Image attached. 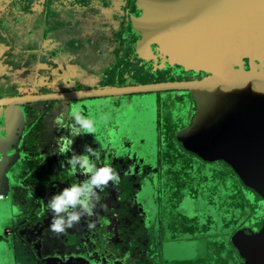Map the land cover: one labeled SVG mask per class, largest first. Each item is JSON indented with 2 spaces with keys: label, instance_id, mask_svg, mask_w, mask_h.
Masks as SVG:
<instances>
[{
  "label": "flooded vegetation",
  "instance_id": "flooded-vegetation-1",
  "mask_svg": "<svg viewBox=\"0 0 264 264\" xmlns=\"http://www.w3.org/2000/svg\"><path fill=\"white\" fill-rule=\"evenodd\" d=\"M153 3L150 8H145L146 0H0V94L5 93L0 97L51 94L56 98L62 92L82 89L98 91L116 86L193 81L206 77L198 70L189 73L190 77L177 74L176 68L180 67L169 60L161 45L152 38L150 27L156 23L135 22L145 20L149 11L157 10ZM162 26L167 37V29L171 26ZM9 56L17 66L14 71L5 72L7 66L2 63V58ZM243 61H246V67L243 65L231 71H245L248 61ZM254 67L257 70L256 62ZM185 92L191 97L189 102ZM105 101L112 104L105 105ZM74 105H79L82 114L94 120L96 131L92 135L85 134V137L82 134V142L74 136L72 148L61 155L57 142L62 134V137L71 136L68 123L72 124L70 112ZM11 106L9 115L3 118V122L7 121L1 126L4 131L0 140L2 148V140L4 142L5 151L10 149L7 154L0 151V163L3 161L6 167H12L6 177L0 178V264L14 263V256L1 245L8 241L7 237H10L16 253L24 257L22 264H85V260L89 264H157L154 261L157 252L162 253L168 264L194 259L204 243V236L197 234L209 231L213 217H204L202 206L196 207L190 217L180 206L187 198L185 193L189 191L190 195H195L198 185L190 182L181 190L177 189L179 194L173 201L171 214L174 220H169L165 226L160 224L162 234L155 237V233L153 240L148 232L150 218L154 216L153 205L146 196L145 181L137 179L138 165L130 158V167L121 165L115 169L120 176L118 185L113 187L109 182L103 192L97 190L100 201L94 209L95 215L82 217L79 224L57 235L49 229L52 213L47 208V200L54 193L72 182L86 179L78 165L76 175L71 173L66 162L71 155L81 154L85 144L103 153L100 131L103 120L115 121L110 123L114 127L110 129L111 133L125 124L131 126L129 131L140 132L148 120L145 107L150 112L157 109L161 115L156 135L172 143L175 132L184 127L177 121H186V127L196 110L191 91L47 99L20 103L17 109ZM183 114L187 115L186 119L181 117ZM55 116L63 119L61 125L56 124ZM30 117L40 122L34 128L28 126ZM29 135L32 141L28 139ZM8 139L13 141L7 144ZM23 142L30 147H23ZM168 152L165 153L169 156V161L165 162L167 167L173 166L175 161L180 162L185 174L194 167V160L197 165L198 160L202 162L189 151L171 147ZM175 153L178 157L184 154L185 158L178 159ZM127 154L133 155L137 161L133 153ZM99 156L98 166H102V154ZM163 158H158L159 165L155 169L164 168L160 160ZM60 161H65L64 166L68 167H61ZM152 165L147 162L143 166V178L150 173ZM192 170L197 172L199 169L194 167ZM28 174L37 178L26 185ZM206 183L203 185L207 186ZM207 192V204L213 206L221 202L209 197L213 193L210 189ZM254 209H257L255 214L264 212V205L257 203ZM201 216L203 223L199 220ZM17 222L20 223L18 229L15 228ZM177 224L184 238L172 232ZM260 224L248 225L252 229L249 230L257 233ZM167 230L170 236L166 237ZM224 243L220 264H243L240 259L236 261L235 257L230 258L229 253H225ZM211 245L213 242L208 240L206 255L209 251H216ZM5 253L9 254L8 259Z\"/></svg>",
  "mask_w": 264,
  "mask_h": 264
},
{
  "label": "water",
  "instance_id": "water-1",
  "mask_svg": "<svg viewBox=\"0 0 264 264\" xmlns=\"http://www.w3.org/2000/svg\"><path fill=\"white\" fill-rule=\"evenodd\" d=\"M152 1L156 9H166L165 4L176 9L170 12L168 36L155 34L153 25L152 38L164 48L177 50L173 56L177 65L190 63L192 71L204 72L206 77L82 89L62 92L56 98L51 94L0 97V125L6 123L3 118L9 115L10 106L17 109L20 103L186 89L194 96L196 110L191 123L177 133L183 148L205 162L229 164L244 188L264 200V72L254 67L256 58L264 55V0H146L145 8ZM155 14L149 11L148 18L135 22L156 23ZM243 60L248 61V68L233 73L231 64ZM261 224L257 233L247 227L230 238L247 264H264V217Z\"/></svg>",
  "mask_w": 264,
  "mask_h": 264
},
{
  "label": "rangeland",
  "instance_id": "rangeland-1",
  "mask_svg": "<svg viewBox=\"0 0 264 264\" xmlns=\"http://www.w3.org/2000/svg\"><path fill=\"white\" fill-rule=\"evenodd\" d=\"M164 6L166 7V9L160 7L159 9L156 10L157 14H155V17L157 20L156 24H155V27L157 28V30L155 31V34L159 33V36H162L165 34V30L160 31L162 28V24H165L167 27L170 26V19H171L170 12L174 13V8H172L166 4ZM173 27H174V25H173ZM24 38H25V36H24ZM161 49H162V52H164V54L166 56H168L169 60H171L175 63V61L173 60V56L176 55L177 50H175V49L169 50V49H167V47L164 48V46H162V45H161ZM2 59L4 60V62H2V63L7 66V67H5L4 71L7 72L6 70H9V69L14 71V68L17 66L15 63V60L10 56L2 58ZM166 59H167V57H166ZM254 62H256V64H257V70L264 72V55H262L261 57H257L256 61H254ZM245 63H246V61H242V62H239L236 64L235 63L231 64L232 70H236L240 66H243V65H244V67H246ZM175 65L177 67H180V68H176V69L178 71L177 74L182 75L181 77H183V76H185V77L189 76L190 77L191 75H189V73L192 74V72H194V70L192 71V69H190V67H191L190 63H185V65H182V66L177 65L175 63ZM172 69H174V68L172 67ZM173 73H175V72H173ZM181 81H183V80H181ZM185 81H187V80H185ZM156 83H158V82H156ZM2 94H5V93H1L0 96ZM185 94H186L187 100L189 102L191 97L189 96L188 93L185 92L184 95ZM193 99H194V96H193ZM201 102L203 103V101H201ZM111 104H112L111 102H106L105 105L110 106ZM165 104L166 105L169 104V100ZM166 105H165V108H166ZM160 106L162 107V111H163L164 103L162 102L160 104ZM86 114H88V111L86 112ZM145 114H146V117H148V120L146 121V123L144 124V127H142V130H140V132L139 131L136 132L135 130L129 131L128 127L130 125L127 127V125L125 124L123 127L118 129V130H121L120 134L113 135L114 136L113 138H108L107 136L105 137V134H106L105 131H107V129L110 130L111 128H114L110 124L109 120H103V123L101 124V127H100V131H101V137H102L101 141L103 140L102 148L105 149L106 147H110V148H112V150H114L116 152L120 151V153L115 154V156H114L116 159L115 161L107 160V161H109L108 164L111 165L114 169L118 168L119 159H122L121 164L125 163V161L127 159L126 156L129 157L127 152H130V153H133L136 155L135 157H136L137 161H132V162L138 165L139 174H141V171H142L141 169L143 168L144 165L146 166L147 162L153 164L150 167V173H146L144 178H143L144 175H142V174L137 175V179L139 182L145 181L146 184L145 185L143 184V185L147 187L146 188L147 189L146 196L148 198V201L151 203V205H153V208H151V209L153 210L154 216L152 218H150L151 227L148 229V232H149L151 238L153 240L155 239V238H153L155 233H156L155 237H157L158 234H162L161 233L162 231L159 230L160 224L165 226L169 223V220H171V219L174 220L172 218L171 214H172V210H173V201L175 200L176 195L179 194V193H177V189L181 190V188H184L186 186V183L193 182L194 184L198 185L199 189L204 191V193L200 194L198 196H195V195H190V193L188 191V193H185L187 195V198L183 202V205L180 206V208H182L184 210V212H186L187 215L191 217V214L194 212L196 207L200 208L202 206L203 216L204 217H211V218L213 217L214 222H215V226L212 227V230H210L208 232H205L203 230L201 233L197 234V235L204 236V243H202L201 247L198 249L193 260H188V261L183 260L181 262L177 261L176 263H172V264H203L206 262L209 264H220V260H221L220 256L223 253V251L221 249L222 242H225L224 245L227 248L225 253L227 254V252H228L230 258L235 257L236 261H238L240 259L243 264H247L246 261L243 259V257L240 254L236 253L231 248L230 235H229V238H227L226 236L223 235V233H224L223 231L225 230L223 220L225 219L226 222L231 220L232 218H240L241 220H245V224L243 225L242 229H246L248 225H253V224L257 225L259 223H262L261 220L264 217L263 210L259 211V212H257V214H255L257 209H254V208H255V205L257 203L264 205V200H262L259 196H256L255 193L250 191L249 193H247V194H249V197L246 198L249 200V202H248V200L244 199V197L241 196L242 195L241 191L238 189L237 184L235 182H233L229 178H226L225 182H222L221 181L222 178L218 174V172L223 171L224 165L221 164L219 161H213L212 163H214V164H210V165H209V163L198 161L200 169L197 172H190L188 174L184 173V170H183L180 162H176L175 164H173V166L170 165L168 167L166 166V167L160 168L158 170L155 169L159 165L158 164V158H161V156L164 157V155H165V154H163L164 152L162 150L164 149L166 139H163V138L160 139L158 137V134L156 135V131L159 130V129H157V125L160 121L159 116L161 115V112H159L157 109H156V111L153 110L152 112H150L149 108L145 107ZM185 114H183L181 117H184ZM55 117L58 118L57 116H55ZM186 117H187V115L185 116V119H186ZM117 121H119V119H117ZM112 122H115V121H112ZM177 122H179L182 126H184L183 128L180 129V130H183L185 128L186 121H177ZM38 123H40V122L38 120H36V118L30 117L28 126H30V128H34V127H36V124H38ZM68 125L71 129L72 124L68 123ZM53 127H55V126H53ZM3 131H4V128L1 127V125H0V140L2 138ZM62 131L65 132L64 129H62ZM108 133H111V132L109 131V132H107V134ZM62 135H61V138H62ZM83 135H84V137L86 136L85 134H83ZM67 137L71 138V136H67ZM76 138H77V140L79 138V141H81V142L83 141L82 135H78V136H76ZM28 139L30 141H32V137L30 135L28 136ZM107 141H108V144H107ZM2 144H3V148L0 146V151L4 152L5 149H4L3 140H2ZM22 146L27 148V147H30V144L23 142ZM57 146H58V143H57ZM127 146L130 148H128ZM172 147H173V149H176V150L178 149V147L176 145H175V147L172 145ZM159 151L161 152V154H159ZM5 153L6 154L8 153V149H7V151H5ZM175 156L178 157L177 153H175ZM184 158H185L184 154H182L178 157V159H184ZM160 160H162V159H160ZM123 165L126 167H130L128 164H123ZM194 166L197 167V160H194ZM64 167H68V166L65 165ZM169 167H171V170L169 169ZM6 168L8 171L5 170ZM11 168L12 167H9V168L6 167L5 163L2 161L0 163V178L4 177L7 172H10ZM68 168L70 169V167H68ZM177 168H178V172L175 173V170ZM199 172L200 173H208V175H211L214 178L215 182H212L211 186L215 187L214 191H216V193H213L212 195L216 198L220 197L222 199L221 202H217L216 205H213V206L207 204V201H206L207 195L206 194H208V192H207L208 188L206 185H203V183H199V181H198V179L200 178ZM60 174H62V172ZM149 174H150V177H148ZM14 175H15V171H14ZM36 178H37L36 175L28 174V176L26 177V185L30 180H33ZM41 180L43 181V180H45V178H41ZM242 190L245 191L247 189H245L243 187ZM184 192H187V191L185 190ZM232 200L239 202L240 207L237 210L234 208L233 205L229 204V202ZM223 205H224V207H223ZM225 205H227V206L225 207ZM203 216L199 217L200 223H203ZM11 225L14 226V223H11ZM19 225H20V223L17 222V226L15 228L18 229ZM261 226H262V224H260V227ZM177 228H178V224L176 226V229L172 232L174 234H177L180 238H184L182 232H179ZM157 231H158V233H157ZM225 234H227V232H225ZM167 236H170L169 230L166 231V237ZM7 240L8 241H5L3 244H1L2 247L4 248V250H6L12 256H14V263L13 264H18V263L22 264L24 257L21 258L20 254L16 253V248L13 247V244L10 240V237H7ZM208 240L213 242L214 245H217V247L220 250L214 251V252L209 251V255H206L207 250L209 248L208 247ZM235 254L237 256H235ZM8 255H9L8 253H5V257L7 259H8ZM166 258H168V257L166 256ZM222 258H224V256ZM154 261L157 264H164V263L168 264L167 261H165L163 259V255L160 252H157V256H156ZM24 262H25V260H24Z\"/></svg>",
  "mask_w": 264,
  "mask_h": 264
},
{
  "label": "clouds",
  "instance_id": "clouds-1",
  "mask_svg": "<svg viewBox=\"0 0 264 264\" xmlns=\"http://www.w3.org/2000/svg\"><path fill=\"white\" fill-rule=\"evenodd\" d=\"M70 119L72 120L71 136L95 133L94 120L85 117L79 105L72 107ZM62 123V118H57L56 124L61 125ZM57 143L59 154L62 155L69 152L73 140L69 137H62ZM99 160V152L89 144L83 145L81 154H73L67 159L66 162L70 165L71 173L76 175L78 165L80 173L86 179L80 182H72L48 198L47 208L52 213L49 229L54 234H63L66 229L79 224L82 217L95 215L94 209L100 201L97 190L103 192L109 186V182H112L113 187L119 184L120 176L116 170L108 163L98 166ZM64 164L65 161H60L61 167H64ZM104 208L106 209L107 206L104 205Z\"/></svg>",
  "mask_w": 264,
  "mask_h": 264
},
{
  "label": "trees",
  "instance_id": "trees-1",
  "mask_svg": "<svg viewBox=\"0 0 264 264\" xmlns=\"http://www.w3.org/2000/svg\"><path fill=\"white\" fill-rule=\"evenodd\" d=\"M157 92H160V91H157ZM120 112H122V111H120ZM129 113V112H128ZM111 117L112 118H114V114H112L111 115ZM118 119H119V117H118ZM120 120V119H119ZM112 121H110V123H111ZM130 127L131 126H129L128 127V129L129 130H131L130 129ZM110 131V130H109ZM108 131V132H109ZM179 131H181L180 129L179 130H177L176 132H175V134L173 135V141H171L172 143H170L169 141H165V146H164V149L162 150L164 153L163 154H165V153H169L168 152V150L169 149H171V147H172V145L175 147V145L178 147V149H180V150H182V151H185V152H187L188 153V151L186 150V149H184L183 148V146H182V144L179 142V140L177 139V133L179 132ZM120 132H121V130H116V131H114L112 134L111 133H108V134H105V137L107 136L108 138H113L114 136L113 135H118V134H120ZM74 136H71V138L70 139H72L73 140V143H74ZM101 139H102V137H101ZM162 139V138H161ZM169 143V144H168ZM176 143V144H175ZM103 144V140L101 141V145ZM107 144H108V141H107ZM175 144V145H174ZM110 145V144H109ZM73 145H71V147H72ZM128 147V146H127ZM128 148H130V147H128ZM116 149V148H115ZM102 152L103 153H100L99 152V155H101L102 154V159H103V161H102V163H101V165L102 164H104V163H108V161L107 160H113V161H115V154H118V153H120V151H118V152H116V151H114V150H112V148H110V147H106L105 149H103L102 150ZM159 154H161V152L159 151ZM135 155V154H134ZM130 157H128V156H126V157H128V159H126V161H125V163H123V164H128L129 165V158H130V160H131V162L132 161H134V157H133V155H129ZM136 156V155H135ZM161 158H162V156H161ZM200 158V157H199ZM201 159V158H200ZM120 161H119V166H121V165H123V164H121L122 163V159H119ZM107 161V162H106ZM169 161V156H164V158L162 159V161H161V165L163 166V167H166L167 166V163H165V162H168ZM199 162H201L200 160H198ZM177 161H175V163H176ZM202 162H204L203 160H202ZM219 162L221 163V164H223L224 165V169H223V171L222 172H218V174L221 176V181L222 182H225V179L226 178H229V179H231L233 182H235L236 184H237V187H238V189L241 191V196L242 197H244V199H246V198H248L249 197V194H247V193H249L250 191L251 192H253V193H255L253 190H251V189H247V188H245V189H247V190H242V188L244 187L243 186V184H242V182L240 181V179H239V177H238V175L233 171V169L230 167V165L229 164H227V163H225V162H223V161H220L219 160ZM206 163V162H205ZM170 164H172L171 162H170ZM210 164H214V163H212V162H209V165ZM195 167V166H194ZM194 167H192L191 169H188V172H193V168ZM198 167V168H197ZM197 167H195V169H200V166L199 165H197ZM210 174V173H209ZM198 181H199V183H205V182H207L206 184H207V188L208 189H210L213 193H216V191H214V189H215V187H212L211 186V183L212 182H215V180H214V178L211 176V175H208V173H200V178L198 179ZM221 182V183H222ZM192 184H194V183H192ZM196 189H198L197 190V193L196 194H198V195H200V194H203L204 193V191H202V190H200L199 189V187H197ZM212 193V194H213ZM194 194H195V191H194ZM195 194V195H196ZM248 195V196H247ZM255 195L256 196H259L257 193H255ZM240 196V197H241ZM209 197L211 198V199H215L216 201H222V199L220 198V197H218V198H216V197H214L213 195H209ZM246 200H248V199H246ZM248 202H249V200H248ZM229 204H231V205H233L234 206V208L237 210L239 207H240V204H239V202L238 201H230L229 202ZM254 205V204H253ZM227 205H225V207H226ZM236 206V207H235ZM223 207H224V205H223ZM246 208V207H245ZM211 223H212V225H211V227H209V231L210 230H212V227H214L215 226V222H214V220L212 219V221H211ZM223 223H224V233H223V235L224 236H226L227 238H229V235H230V238H231V236H232V234L235 232V231H237L238 229H242V227H243V225L245 224V220H241L240 218H232L231 220H229V221H225V219L223 220ZM247 227H249V226H247ZM225 232H227V234H225ZM210 243H211V241H210ZM230 243H231V240H230ZM217 245H214V243H213V245H211V247H213V249H215L216 248V251H219L220 249L218 248V247H216ZM231 248L236 252V253H238V251L232 246V244H231ZM212 249V248H211ZM218 249V250H217Z\"/></svg>",
  "mask_w": 264,
  "mask_h": 264
}]
</instances>
